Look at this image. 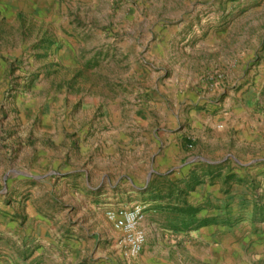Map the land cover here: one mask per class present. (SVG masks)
Here are the masks:
<instances>
[{"label":"rangeland","instance_id":"1","mask_svg":"<svg viewBox=\"0 0 264 264\" xmlns=\"http://www.w3.org/2000/svg\"><path fill=\"white\" fill-rule=\"evenodd\" d=\"M227 181L264 221V0H0V264L264 262L192 232ZM134 202L126 260L104 211Z\"/></svg>","mask_w":264,"mask_h":264},{"label":"crops","instance_id":"2","mask_svg":"<svg viewBox=\"0 0 264 264\" xmlns=\"http://www.w3.org/2000/svg\"><path fill=\"white\" fill-rule=\"evenodd\" d=\"M240 110H243V107L240 106ZM220 115V114H218ZM230 114H225L223 116L224 125L227 124V120L229 119ZM243 138L249 140L251 137L248 133H243ZM242 186H235L233 183L228 182L226 185H223L222 182H216L212 185H201L195 188L194 192L191 193L188 198H186V203L193 206L196 211L200 213V215L195 214L193 219L198 220L200 223L194 225V229L192 232H196L197 230H201L203 227L202 220L209 216H211V222L206 224H210V230H213L216 233L217 240H221V244L216 243L217 252L226 253V255L231 258L235 257V238L234 234L236 229L245 230L247 237L246 241L250 242V248L255 253H261L264 256V221L258 220V216L253 213L252 204L245 205L246 208L241 209L238 213L239 216L236 215L235 205L236 200L246 197L247 190L244 188H240ZM242 189V190H241ZM243 195H240V193ZM133 194L134 189H126L125 194L120 192L119 194L122 196L126 194ZM207 197L210 198V203L212 205V213H207L205 215L204 202H206ZM157 202V200H156ZM155 201H150L146 206H153ZM127 204V203H124ZM244 211V212H243ZM152 213V209L146 211L145 216H150ZM257 219V220H256ZM141 227L146 230V219L141 222ZM218 242V241H217ZM146 247V245H144ZM144 249V248H143ZM135 264H140L141 262H134ZM148 264L150 262H142V264ZM212 264H235L236 262H210ZM264 264V262H246V264ZM151 264V263H150Z\"/></svg>","mask_w":264,"mask_h":264},{"label":"built area","instance_id":"3","mask_svg":"<svg viewBox=\"0 0 264 264\" xmlns=\"http://www.w3.org/2000/svg\"><path fill=\"white\" fill-rule=\"evenodd\" d=\"M105 216L122 235L119 239V250L126 260L136 258L143 250L145 232L141 227L144 205L134 202L130 206L115 205L106 208Z\"/></svg>","mask_w":264,"mask_h":264},{"label":"trees","instance_id":"4","mask_svg":"<svg viewBox=\"0 0 264 264\" xmlns=\"http://www.w3.org/2000/svg\"><path fill=\"white\" fill-rule=\"evenodd\" d=\"M179 211H193V209H192V207L191 206H188V208H186V209H182V208H180V209H178ZM194 216V215H193Z\"/></svg>","mask_w":264,"mask_h":264}]
</instances>
